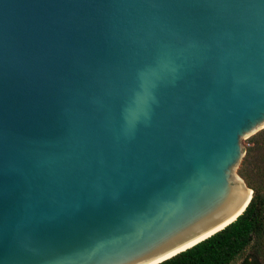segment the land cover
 Instances as JSON below:
<instances>
[{
	"label": "water",
	"instance_id": "1",
	"mask_svg": "<svg viewBox=\"0 0 264 264\" xmlns=\"http://www.w3.org/2000/svg\"><path fill=\"white\" fill-rule=\"evenodd\" d=\"M263 129L264 0H0V264L184 252Z\"/></svg>",
	"mask_w": 264,
	"mask_h": 264
},
{
	"label": "trees",
	"instance_id": "2",
	"mask_svg": "<svg viewBox=\"0 0 264 264\" xmlns=\"http://www.w3.org/2000/svg\"><path fill=\"white\" fill-rule=\"evenodd\" d=\"M237 171L252 198L229 226L159 264H264V129L246 140Z\"/></svg>",
	"mask_w": 264,
	"mask_h": 264
},
{
	"label": "bare ground",
	"instance_id": "3",
	"mask_svg": "<svg viewBox=\"0 0 264 264\" xmlns=\"http://www.w3.org/2000/svg\"><path fill=\"white\" fill-rule=\"evenodd\" d=\"M235 186H237V185H235ZM239 186H240V185H239ZM239 186H237V187H236V189H237V188H238V189H240V187H239Z\"/></svg>",
	"mask_w": 264,
	"mask_h": 264
},
{
	"label": "rangeland",
	"instance_id": "4",
	"mask_svg": "<svg viewBox=\"0 0 264 264\" xmlns=\"http://www.w3.org/2000/svg\"><path fill=\"white\" fill-rule=\"evenodd\" d=\"M238 171V170H237ZM238 174V173H237ZM235 264H237V263H235Z\"/></svg>",
	"mask_w": 264,
	"mask_h": 264
}]
</instances>
